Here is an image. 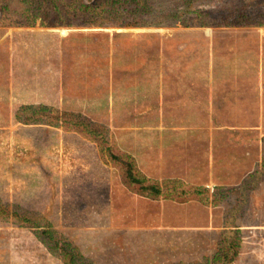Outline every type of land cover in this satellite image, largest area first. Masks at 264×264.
Instances as JSON below:
<instances>
[{
    "label": "rangeland",
    "instance_id": "374dc122",
    "mask_svg": "<svg viewBox=\"0 0 264 264\" xmlns=\"http://www.w3.org/2000/svg\"><path fill=\"white\" fill-rule=\"evenodd\" d=\"M246 2L264 8V0ZM223 41L232 50L220 43L213 51ZM248 60L243 71L254 72L257 63L250 76L264 86V25H0V199L45 210L98 264L211 256L219 250L222 212L240 200L234 189L264 165V87L242 107L226 94L232 78L223 75L217 85L206 74ZM142 92L147 100L140 104ZM23 103L54 105L62 115L80 111L106 124L110 142L174 196L138 194L99 139L79 127L25 123L16 117ZM214 135L226 142L209 147L205 140ZM180 185L205 187L216 202L186 199ZM248 196L235 219L241 242L232 264H264V176ZM32 236L28 227L0 222V264H62Z\"/></svg>",
    "mask_w": 264,
    "mask_h": 264
},
{
    "label": "trees",
    "instance_id": "16d2710c",
    "mask_svg": "<svg viewBox=\"0 0 264 264\" xmlns=\"http://www.w3.org/2000/svg\"><path fill=\"white\" fill-rule=\"evenodd\" d=\"M0 0V25L36 24L46 26H155L181 22L186 26H254L264 25V8L259 2L246 0H214V5H200L201 0ZM189 1V3L187 2ZM16 117L25 123H47L53 126L78 128L93 140H100L106 148L108 160L124 174L131 188L153 200L172 198L168 183L148 177L138 166L135 157L121 149L105 135L108 126L94 123L82 112L68 110L62 115L59 109L49 104L23 103ZM83 130V131H82ZM107 143L105 147V143ZM264 176V165L244 177L234 193L240 199L233 207L222 212L223 230L215 245L219 249L202 261L185 264H232L241 242V231L235 223L244 213V204L249 201V191L255 189ZM186 199L197 195L206 203L210 199L205 187L179 186ZM192 191V193H190ZM33 204L11 203L0 199V222L31 229L33 238L53 258L62 264H98L97 259L84 254L80 248L56 228L48 212L32 207ZM28 206V207H27ZM103 264V263H102ZM182 264V263H177Z\"/></svg>",
    "mask_w": 264,
    "mask_h": 264
},
{
    "label": "crops",
    "instance_id": "0c3cea01",
    "mask_svg": "<svg viewBox=\"0 0 264 264\" xmlns=\"http://www.w3.org/2000/svg\"><path fill=\"white\" fill-rule=\"evenodd\" d=\"M222 40V39H220ZM230 40V38H227L226 41L228 42ZM227 42H218L215 46V48L213 49V51L217 50L220 43H224L226 44L227 46V49L228 50H232V43L229 44ZM250 60L246 61V64L241 66V67H235V68H232V65L234 63H229L226 67L227 70H230L228 72L225 71V67H218L216 68L212 73H207L206 74V78L208 79H212L216 82L217 85H220L221 84V81L224 80L223 78H225L223 75H227L228 77L232 78L231 81H232V84L228 83L227 85V91H226V94L229 98L232 99V101L236 104H243L245 106H242V107H248V106H252V100H250V98H258V88L260 86H263L262 83L260 82L259 80V83L253 78L251 79V76L250 74L253 73L256 75V73H258V67L256 66L257 63H254V66H255V70L254 72H249V71H246L244 72L243 70H249L251 68V63H248ZM253 66V67H254ZM248 74V75H246ZM264 87V86H263ZM262 89V87H261ZM141 94L144 95V92H142ZM264 93H263V89L261 90V94L259 96V98L261 96H263ZM141 98L143 97V99L140 101V104H142L146 99L145 95L144 96H140ZM230 99V100H231ZM155 100L158 101L157 97H155ZM172 100V97H169V98H166L164 100V102H167V103H170ZM259 99H256L254 101H258ZM162 101L160 100V103ZM147 106V103L144 104ZM148 106H152L154 108V105L153 104H148ZM233 106V105H232ZM229 106H223L222 108L223 109H226L228 108ZM58 108V107H57ZM207 109V108H206ZM246 111V110H245ZM254 111H257V110H254ZM194 125V124H192ZM214 126V122L211 123V128H213ZM214 134V133H212ZM215 136V135H214ZM226 141L221 138L219 139V137H214V139L212 137H207L206 140H205V144H208L209 147H211L212 145L214 146L215 144H222V143H225ZM214 149V147H213ZM210 159V157H209Z\"/></svg>",
    "mask_w": 264,
    "mask_h": 264
},
{
    "label": "built area",
    "instance_id": "2783aa9c",
    "mask_svg": "<svg viewBox=\"0 0 264 264\" xmlns=\"http://www.w3.org/2000/svg\"><path fill=\"white\" fill-rule=\"evenodd\" d=\"M208 188H210L212 191H214V189H215V184H213V183H209V184H207L206 185Z\"/></svg>",
    "mask_w": 264,
    "mask_h": 264
}]
</instances>
